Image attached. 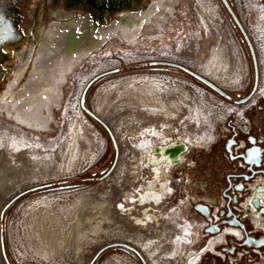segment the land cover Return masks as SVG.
I'll use <instances>...</instances> for the list:
<instances>
[{"label":"rangeland","instance_id":"1","mask_svg":"<svg viewBox=\"0 0 264 264\" xmlns=\"http://www.w3.org/2000/svg\"><path fill=\"white\" fill-rule=\"evenodd\" d=\"M164 1L172 11L167 12L168 15L160 30L158 29L160 24L152 28L147 26L148 29L143 28L136 47L113 37L100 50L86 57L79 68L68 76L63 89L60 88L63 91L61 106L53 110L50 129L42 132L41 136L0 114V140H4L5 143L4 146H0V264H153V258L131 243L140 240L152 241L154 248L161 250L160 260L167 259L165 264H187L185 258L190 256L189 253L202 251L205 245L201 240L204 232L198 230L199 226L202 229V225L209 223L208 221L205 223L197 216L196 220L187 218V215L190 216L189 205H194L193 191L197 190L198 186L200 188L202 186V180L192 185L193 175H197V169H194L193 162L189 159L190 155L187 154V161L181 167L171 170L176 171L174 177L179 179L178 181L172 180L169 171L164 200L155 207L146 205L143 208L138 201L140 198L134 196L146 191L143 187L147 184L146 181L152 179L154 173L153 166L142 169L140 161L142 151H138V147L142 144L143 136H147L148 141L157 142V146H164L167 143L161 145V137L173 140L181 136L183 140L188 141L190 148L199 145L203 148L211 142L209 140L212 139L211 132L215 123L219 121L216 126L220 125V122L225 120L224 117L228 119L246 116L247 114H244L246 106L236 105L219 97L207 87L197 84L192 78L180 72L181 65L174 64L185 63L193 68L196 65L200 66L199 63L203 65L208 61L213 46L220 45L231 64L230 68L239 64L243 69L240 80L244 85L248 79V72L241 64L243 61L239 59L235 43L244 59H246L245 48L240 35L230 25L221 0H212L213 5L217 7L215 12L222 20L219 41L215 32L208 35L203 28H200L197 20L199 10L195 7L197 0ZM231 2L238 9L242 23L248 30L244 18L247 11L242 12L245 1L231 0ZM151 4L152 0L141 12L145 13ZM258 5L264 12L262 8L264 0H260ZM229 35L235 38V43H232ZM109 61L115 66L111 68L107 66ZM181 67L194 72L184 66ZM250 72L251 86L254 76L252 70ZM30 75L31 72H27L20 78L18 87L26 84ZM147 75L164 77L175 87L183 86L186 90L190 89L191 96H197L195 99L187 97L186 100L191 101L188 102L190 105L197 103V99L201 100L203 97L202 99L205 100L206 97L209 103L202 101L208 105V108L204 109L207 117L202 118L199 124L187 120L190 109L185 107V104L184 108H181L182 111L173 119L168 115L165 124L162 118H153L143 113L142 109L125 108L117 117L114 115L115 109L110 108L108 112L116 118L108 112L110 117L108 121L99 118L96 110L104 102V95L101 93L103 89L118 80ZM15 81V75L10 77L9 88L12 89L9 94L8 90L2 94L1 104H11L15 99V94L20 89L15 91L16 86L13 87ZM235 92L231 94L235 95ZM1 93L2 91L0 95ZM93 114L97 115L106 129L95 121L91 116ZM131 116L133 119L141 118L154 123L161 132H154L144 125L143 129L137 130L138 134L136 133L135 137L129 136L130 131H135L133 127L130 128L134 130H128L127 136L123 137V132L117 131L116 127L121 126ZM76 118H80V122L86 126V136L79 143V151L83 152L85 159L70 166L68 163L62 164L63 160L56 159L57 152H60L64 143L67 127ZM2 133H9L12 137L21 140L19 147L14 150L10 146V139H6L5 134ZM55 154L57 157L54 156ZM140 169L143 170L142 177H139ZM184 178L186 185L183 184ZM88 179L93 181H87ZM63 182L66 184L56 185L43 193L21 197L22 193L30 189ZM176 187H181L180 191L185 197L188 196L191 202L185 200L178 209L169 211L168 195H171ZM74 203H77L76 211L71 209ZM196 203L201 205L204 202L197 200ZM144 210L146 215L155 216L157 213V216H160L157 217L158 223L155 219L149 220V228L144 229L145 231L134 225L132 221L136 216L145 219V216L144 218L139 216L143 215ZM79 222L80 225L77 227ZM163 235L165 237L162 242ZM233 246L234 243L230 244L229 251ZM174 251L177 253L173 254ZM167 253L171 254V259H168ZM222 253L206 252V256L199 264H236V256L228 257L229 252H226L227 257L224 258ZM263 260L259 257L256 262L258 264Z\"/></svg>","mask_w":264,"mask_h":264},{"label":"flooded vegetation","instance_id":"2","mask_svg":"<svg viewBox=\"0 0 264 264\" xmlns=\"http://www.w3.org/2000/svg\"><path fill=\"white\" fill-rule=\"evenodd\" d=\"M150 1L0 0V91H2L0 97L11 85L10 77L16 76L18 71L20 75L22 74L21 78L27 72H31V75L35 72V67L33 69L35 59L42 51L46 52L45 55L50 59V66L52 65L53 69L63 71L64 66L70 62L67 53L72 51L67 45L71 46L75 43V52L79 53L81 49L78 44L86 43V47H95L100 40L104 42V36L113 31L119 23L131 30L135 27L134 23H139V18L144 14L141 11ZM244 1L242 12L247 11L244 18L249 31L243 25L239 11L231 0H221L230 25L240 35L245 48L246 59L235 43V38L229 35L232 43H235L239 59L243 61L241 64L248 72V79L241 88L223 87L188 64L174 63L194 71L219 86L224 94L217 92L192 72L180 66V72L192 78L197 84L207 87L230 103L246 106L244 114H247L242 117L237 116L238 118L224 117L225 120L218 126L216 125L219 121L215 123L211 132L212 139L209 140L211 142L203 148L200 145L190 148L186 140L185 143L182 141L176 143L178 140L176 137L173 140L166 137L168 143L157 146L165 148L164 150H172L175 147L181 150L179 158L176 159V162L180 163L174 164L173 170L181 167L187 161L186 157L189 154L194 169H197V175H193L192 185L202 180L201 188L198 186L197 190L193 191L194 205H189L190 216L187 215V218L196 220L197 216L205 223L208 221L209 224L202 225V229L199 226L198 231L204 232L201 240L205 245L201 252L196 251L197 254L193 256L196 258L195 263L191 262L193 257L190 259L188 256L189 264H199L206 256V252L211 254L223 252L224 258L227 257L225 253L229 252L228 257H237L236 264H252V261L257 264L256 260L259 257L264 259V12L258 5L260 0ZM164 2V0H152V8L149 9L151 6L148 8L149 11L143 18L144 21L147 20V25L143 28L147 26L152 28L164 23L167 12L172 11ZM262 8L264 9V6ZM115 18L118 20H113ZM120 38L128 40L132 36L121 34ZM137 39L136 37L132 40L133 43L138 44ZM57 61L60 66L54 68V63ZM250 70L254 76L251 86ZM24 85L18 87V84H14L13 87L16 86L14 88L16 91ZM228 90L236 91L235 95ZM7 93L9 94V91ZM155 149L158 148L153 149L154 154L163 156L164 151L155 153ZM117 158L116 153V161ZM148 166L153 165L148 164ZM174 172L171 171L172 180L178 181L179 179L174 177ZM184 180L183 184L186 185V179ZM179 188L181 187L174 188L171 195H168L169 211L178 209L185 200L191 202V199L185 197ZM197 200L204 203L200 205L196 203ZM207 202L210 204H205ZM233 243L234 246L229 251V246ZM258 264H264V260Z\"/></svg>","mask_w":264,"mask_h":264},{"label":"bare ground","instance_id":"3","mask_svg":"<svg viewBox=\"0 0 264 264\" xmlns=\"http://www.w3.org/2000/svg\"><path fill=\"white\" fill-rule=\"evenodd\" d=\"M195 7L199 10V17L197 20H198L200 28H203L205 30V33H207L208 35H212L213 34L212 32H215L217 35V39L219 41L220 31L222 28V20L220 19L219 16H217V13L215 12L217 11L216 9L217 7L213 5L212 0L211 1L197 0ZM151 8H152V5L149 9ZM149 9L144 14H142V16L139 18V23L137 22L138 25L137 23H134L135 27H133L131 30L128 29L127 26L119 23L113 31L107 33L104 36V42L100 40L99 44L93 48L86 47V43H83V44L80 43L78 44V46H79V49H81V51H79V53H76L75 43H72L71 46L67 45V47L69 48L71 47L72 51L71 53L70 52L67 53V59L70 60V62L64 66L65 70L63 71H60V69L57 71L53 69L52 65L50 66V62H51L50 59L45 55L46 52L42 51V53H40L35 59L36 63L33 66V69L35 67L34 69L35 72L32 75H30V77L27 79V82L23 86V89H20L15 94V99L13 100V102L7 105L3 103L1 104L2 101H0V106H1L0 114L5 115V117L10 119L12 122L20 124L21 126L25 127L26 129L30 131H33L35 133L37 132L41 136L42 132H45L46 130L50 129V125L53 120V110L61 106V102L63 99V96H62L63 91L61 89H63L62 87L64 83L67 81V78H68L67 76H69L72 72H74L77 68H79L80 64L83 62L84 59H86V57H88L93 52L100 50L106 44V42L112 39L111 38L112 36L117 37V39L121 40V42L127 45L136 47L137 44L133 43L132 40H134L136 37L138 38L143 27L147 25V20L144 21L143 18L145 14L148 13ZM161 28H162V25H159L158 29L160 30ZM121 34L131 35L132 38L128 40L124 38L123 40V38H120ZM49 54L50 53H48L47 55L49 56ZM79 55H82V57H80ZM164 57L170 58V59H176L174 57H167V56H164ZM53 59L54 58L52 57V61ZM229 61L231 62V59H229ZM54 64H55L54 68L60 66L58 61L57 63L55 62ZM199 65L200 66L196 65V67L194 68H196L198 71L202 72L206 76L212 78L215 82L222 85L223 87L236 88V89H239L242 87L243 83L241 82L240 77L242 75L243 69L239 67V64H237L233 68H230L231 64L228 62V58L224 54L223 48L220 45L213 46L212 53L208 56V61L205 64H203L204 66L200 63ZM25 66L23 68V71L25 70ZM107 66L111 68L115 66V64H113L112 61H109L107 63ZM46 68H49V69L43 70ZM21 75L19 74V71H18L16 74V81L14 83L15 85L20 80ZM10 89L11 88L7 90L10 91ZM101 93H103L104 95L103 97L104 102L102 104L100 103L101 105L96 110V113L98 114L99 118L103 120H107V121H108V118L110 119L109 115L111 114V112L110 113L108 112L110 108H112V110L115 109L114 115L117 117L121 115V112L125 110V108H128V109H135V110L142 109L144 111L143 113L148 114L149 116L156 118V119L162 118L163 120L165 119L167 120L168 115L171 117V119H173L174 116L178 114V112L180 113L182 111L185 104H186L185 107L190 109L189 110L190 114L187 117V120H191L192 122L199 124L202 118L207 117L206 116L207 114H205V111H204L205 107L208 106L207 104H204V101L208 102L205 95H202L205 97V100L202 99L203 98L202 97L201 100L200 99L196 100L198 101L197 103L195 104L193 103V105H190L188 102H186L187 97L189 96L190 99L191 97L195 99V97L197 98V96L196 95L191 96L192 92H190V89L186 90V88H184L183 86L175 87L170 81H168L164 77L143 76V77H134V78L127 79V80L126 79L118 80L112 84H109L108 87L103 89ZM107 112L109 113V115ZM93 116L97 118V115L95 116L93 114ZM111 116L116 118L115 116H113V114H111ZM140 119L141 118L133 119L131 116L127 118L125 122L121 124V126L116 127V130L117 131L121 130L124 135L123 137L127 136L126 133H128V130L130 131V129L132 130L133 128H135V131L134 132L130 131L129 136L135 137L137 130L140 131V129H143L144 125L146 127L151 128V130L153 129L154 132L156 131L161 132L160 128L156 127L154 123L153 124L149 123L147 122L146 119H141V120ZM111 120L113 119L111 118ZM166 120L164 121V124L166 123ZM80 121H81L80 118H76L75 120L72 121L70 125H68L64 143H62L60 152H57L58 157L56 156V154L54 155L57 157L56 159L57 161L59 159L63 160L62 164L68 163V165L73 166V165L80 163L82 159H85L83 158L84 156L82 155L83 152L80 153L79 151V143L81 139H84L86 136L85 134L86 126ZM130 127H133V128H130ZM2 134H5L4 136L6 139H10L11 141L10 146L14 148V150H16L17 147H19V143L21 140L19 141L18 138L12 137L11 135H9V133H2ZM177 138L178 140L176 143H181V141L185 143L181 136ZM0 142H1L0 146H4L5 144L4 140L1 139ZM165 142L168 143V139L166 137L165 138L161 137V141H160L161 145L165 144ZM196 144H198V142ZM138 148H139L138 151H142V157L140 159L142 163V166H141L142 169L147 167L148 166L147 163H149L154 166L153 167L154 175L152 176V179H150V181L148 182L146 181L147 184H145L143 187L146 191H144L143 193H139L137 196H134V197L140 198L138 201L140 202V205L143 208L146 205L148 207L149 205H151L152 207H155L156 204H159L165 198L164 194L166 193V186L168 183L166 181V178L171 172L173 168L172 166H174V164L176 163L177 164L180 163L179 161L176 162V159L179 158V153L181 150L176 147L173 148L172 150H164L165 148L157 147V142L154 143V142H151L150 140L148 141L147 136L142 137V144ZM154 148H158V149H155V153L164 151L163 156H157V154H154L153 152ZM180 157L182 158V156ZM161 161H162V164H161ZM140 170H138V172L140 173L139 177H142L143 170L141 171ZM145 186H147V188ZM76 205L77 203H74L71 209H74V211H76L75 210ZM67 210H69V208H67ZM145 211L146 210H144L143 215H139L142 217L145 216V219H141V217H138V216L132 219V221H134V225H137L142 230L149 228V223H150L149 220L155 219L158 223V218L160 217V216L159 217L157 216L158 215L157 213L155 214V216L152 214L146 215ZM127 215H131V214L127 213ZM79 225H80V222L78 223L77 227H79ZM194 229L195 231H197V228L194 227ZM164 237L165 235L162 236V242H163ZM131 243L139 247V249L143 251L147 256L153 258L152 260L153 264H165L166 263L165 261L167 259L164 261L160 260V257L162 256V255L160 256L161 250L154 248V243L152 241L140 240L139 242L131 241ZM176 253L177 252L173 254H176ZM173 254L172 256L175 257V255ZM196 254L197 253L195 251V253H189L188 255H190L189 257H193ZM167 257L168 259H171V254L167 253ZM189 257H186L185 261L186 260L188 261ZM192 261H194L195 263L196 258L193 257L191 262Z\"/></svg>","mask_w":264,"mask_h":264},{"label":"trees","instance_id":"4","mask_svg":"<svg viewBox=\"0 0 264 264\" xmlns=\"http://www.w3.org/2000/svg\"><path fill=\"white\" fill-rule=\"evenodd\" d=\"M91 116L95 119V121L97 123H99V125H101L102 127H104L106 129V126H104V124L100 120H98L97 118H95L93 115H91ZM87 181H93V179H88ZM62 184H66V182L59 183V184H49V185H45V186L36 187V188H33V189H30V190L26 191L25 193H22L21 194L22 195L21 197H23L25 195H30V194L43 193V192H45V191H47L49 189H52L56 185H62ZM83 184L86 185V183H83ZM118 248H120V247L118 246Z\"/></svg>","mask_w":264,"mask_h":264},{"label":"water","instance_id":"5","mask_svg":"<svg viewBox=\"0 0 264 264\" xmlns=\"http://www.w3.org/2000/svg\"><path fill=\"white\" fill-rule=\"evenodd\" d=\"M187 70V69H186ZM194 75H196L201 81L207 83L209 86H211L213 89H215L217 92L221 93V94H224L223 90L217 86L216 84H214L213 82H211L210 80L202 77L201 75L195 73V72H192ZM84 102V99L82 100V104ZM98 118V117H97ZM99 119V118H98ZM100 120V119H99Z\"/></svg>","mask_w":264,"mask_h":264}]
</instances>
